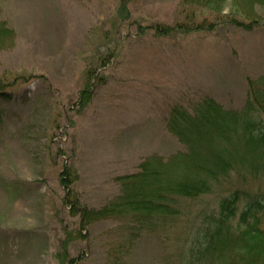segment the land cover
I'll return each instance as SVG.
<instances>
[{"label":"rangeland","instance_id":"374dc122","mask_svg":"<svg viewBox=\"0 0 264 264\" xmlns=\"http://www.w3.org/2000/svg\"><path fill=\"white\" fill-rule=\"evenodd\" d=\"M0 23V264H216L199 257V228L219 195L264 192V172L142 227L126 214L80 226L74 205L99 208L145 158L186 151L166 125L173 105L239 110L263 89L264 3L0 0Z\"/></svg>","mask_w":264,"mask_h":264},{"label":"trees","instance_id":"16d2710c","mask_svg":"<svg viewBox=\"0 0 264 264\" xmlns=\"http://www.w3.org/2000/svg\"><path fill=\"white\" fill-rule=\"evenodd\" d=\"M243 1L249 5L264 3V0ZM125 7L122 2L121 9ZM227 20L232 26L246 30L258 25L256 21H240L235 15ZM0 27L2 37L9 30L1 23ZM2 89L0 94L6 95ZM166 125L186 146V151L164 161L157 155L145 158L138 171L116 179L121 194L99 208L75 204L80 226L100 219H120L125 214L131 215L138 227L177 217L184 212L181 202L213 193L220 181L229 182L234 174L244 179L245 171L252 176L264 172V86L253 89L239 110L225 109L208 96L196 101L191 110L173 105ZM241 190L235 187L219 195L216 213L207 216L208 222L199 228L196 246L202 259L212 256L216 264H253L260 259L264 264V229L259 227L261 218L264 221V192L250 194ZM241 198L245 204L235 223L236 234L231 235L229 222L235 218ZM232 245L241 255H232L230 259L226 250ZM74 261L69 259L71 264Z\"/></svg>","mask_w":264,"mask_h":264}]
</instances>
